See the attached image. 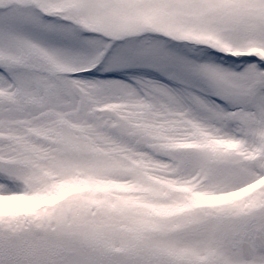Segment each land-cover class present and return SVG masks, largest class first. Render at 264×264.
Segmentation results:
<instances>
[{
    "label": "snow or ice",
    "instance_id": "obj_1",
    "mask_svg": "<svg viewBox=\"0 0 264 264\" xmlns=\"http://www.w3.org/2000/svg\"><path fill=\"white\" fill-rule=\"evenodd\" d=\"M0 264H264V0H0Z\"/></svg>",
    "mask_w": 264,
    "mask_h": 264
}]
</instances>
